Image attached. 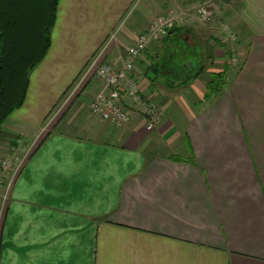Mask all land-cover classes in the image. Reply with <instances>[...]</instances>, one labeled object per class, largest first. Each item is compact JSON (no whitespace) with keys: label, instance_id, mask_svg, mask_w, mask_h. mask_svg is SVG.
<instances>
[{"label":"crops","instance_id":"crops-1","mask_svg":"<svg viewBox=\"0 0 264 264\" xmlns=\"http://www.w3.org/2000/svg\"><path fill=\"white\" fill-rule=\"evenodd\" d=\"M199 1H57L50 48L29 76L33 94L27 89L0 134L39 140L5 201L0 189V264H264V0H218L238 36V66L215 94L200 68L211 64L207 47L185 26ZM177 5L188 17L159 52L184 31L201 53L199 70L189 88L151 92L155 129L145 130L125 98L131 114L120 127L84 114L39 134L131 9L107 61L152 15ZM146 55L150 65L165 60ZM82 86L88 103L96 86Z\"/></svg>","mask_w":264,"mask_h":264},{"label":"rangeland","instance_id":"rangeland-1","mask_svg":"<svg viewBox=\"0 0 264 264\" xmlns=\"http://www.w3.org/2000/svg\"><path fill=\"white\" fill-rule=\"evenodd\" d=\"M203 2H204L203 6H208V10H209L208 14L211 13V15H210L211 18L206 23L198 22V19L196 17V11H195V9L196 8L198 9L199 5L202 4ZM195 3H196L195 6L192 7V9H193V11H192L193 21L191 22V26L190 25H185V26H187V28L193 27V31H194L193 36L196 38V40H198L200 42L201 45L207 47L208 59H212L211 64H209V62H208V63L203 64L200 67L201 73L204 76H206V77L209 76L210 79H213V77L215 75L223 74L226 71H228V68H230L231 71H234V69H236L238 66V61L236 60L237 59L236 58V56H237L236 51H237V45H238V42H237L238 36L232 30L229 23L225 21V16L223 15L224 11H225L224 7H222L221 3L218 0H201V1L195 2ZM177 7H178V5H177ZM136 10L137 9H135V8L131 9L127 13V15L124 16L119 21L117 26L114 28L113 32L111 34H109V37H110L109 40L105 43V45L103 47H101L99 50H97L94 53L95 56L93 58H90L88 63L85 64V66L82 69V72L80 74V77L78 78V80L76 81L74 86L71 88V90L69 92H67L68 95H66L64 100H62L61 104L59 105L60 107H58L57 110L53 111L52 114L48 117V119L46 121L47 125H45L46 128L42 129L39 133L41 136H43L44 131H47V129H49V127L52 126L51 123H54L57 119L58 120H66V121L69 120L71 122H77L83 117L84 114H86L88 117L91 118L92 114H90V112L88 111L89 104L93 99H95L96 97L101 95L102 87L100 86V84H98L96 82V80L93 76H92L93 79L88 80V78H92V77H89V76L83 77V75L86 74L91 63L96 58L99 57L97 60V63L98 62L104 63L107 61V58H104V56H105L104 54H106L108 52L107 48L115 42L118 35L123 33L124 29H126L130 23L132 24L133 18H135V11ZM168 10H170V9H168ZM155 15L156 14L152 15L151 18L155 17ZM148 20H150V19H148ZM184 23L179 25L178 28L183 27ZM167 37H168V35L157 43H152L150 45L148 44V46L146 47L147 49L138 58L136 64L134 65V70H133L134 73L133 74L138 77V78H136V77L135 78L139 81V84H140L139 87H141V90H143L144 92H146L149 95L153 91L154 94L158 95V97H161L165 94L164 88H167V89L168 88H171V89L180 88V91H181L186 86H188V88H189L191 86V82H194L193 77H194V74L196 72V68L189 70L188 73L185 75L183 81H180L178 78L177 79H172V78L170 79L171 82L169 81V83L170 84L178 83L179 84V86H177L178 88L169 87V85L166 86L165 85V79L162 77V75H160L158 73H156L157 76H156V74L152 73V75L155 77L151 82H149L150 85L148 86L146 74H147V72H152L149 69L151 66H154V65H152V63L150 65L148 63V60L145 59V56L147 57V55H146L147 52H150V54L152 55L151 56L152 59H159L160 57L165 56V61L167 59L172 60L171 55L174 53V51L177 52V54H174V56H173L174 61L172 62L173 64L171 63L170 66H173L175 64L182 63V62L187 63L189 60L193 61L194 59H195L194 62L195 63L197 62L196 58L193 56L194 54H192L193 51L190 50V48L186 47L183 44V41H179L178 39L171 42L170 47L168 49H166L163 52H159V48H161V44H163V41L165 39H167ZM227 50H229V51H227ZM118 54H119V56L123 55V49H121V48L117 49L115 51V53H113V55L111 56L112 59H115V58L118 59V57H117ZM162 62L163 61H159V64ZM40 67L41 66L39 64L31 72V75L32 74L33 75L32 76L30 75V78H34L35 74L40 70ZM133 74H132V76H133ZM81 77L83 79L82 85L85 82L89 81V82H93L96 86L97 91L94 95H92V99L89 100L88 103H85L83 101V99H81L83 97L87 98V95L84 94V92H83L84 91L83 86L81 84L77 85L79 83V81H80L79 79ZM32 80L33 79L30 80V85L28 87L29 93L31 95L33 94V91L35 89V87L32 83L33 82ZM185 80H187V81H185ZM174 91L176 92L177 90H174ZM130 104H131V102H130ZM129 109L131 110L130 106H129ZM160 120H161V118H160ZM160 120H159V122H160ZM143 121H144V125H145V120L143 119ZM157 125L158 124H156V126ZM16 137H19V135H16L13 133H11V134L2 133V136H0V146L3 147L4 151H5V153H4L0 149V159L7 158L10 160V167H9V171L7 172L8 173L7 176H10L11 172L16 167L15 164L18 161H15V158H19V159L22 158L24 153L26 151H28L27 155L23 158V159H26L27 156L33 150L35 144L39 142L38 137H35L29 143L20 142V145H17L15 140H17L18 138H16ZM11 138H13V139H11ZM9 141L10 142L12 141L13 144H11ZM20 148H23L24 151H21ZM6 150H7V152H6ZM19 166H20V164L18 165L17 169H19ZM1 184H2V182H0V189H3L2 190V193H3L2 197H3L4 192L6 194V191L4 189V185L6 183H3L2 185ZM2 197H1V199H2Z\"/></svg>","mask_w":264,"mask_h":264},{"label":"built area","instance_id":"built-area-1","mask_svg":"<svg viewBox=\"0 0 264 264\" xmlns=\"http://www.w3.org/2000/svg\"><path fill=\"white\" fill-rule=\"evenodd\" d=\"M203 5L204 2L200 4L199 8H196L195 11L198 22L206 23L210 20L211 13L208 14V6ZM187 15V11L181 7L156 14L155 17L145 22L141 31L126 47L122 56L104 63H97L98 57L91 63L83 77L93 76L96 82L102 87L101 95L93 99L89 104L88 111L93 117L108 122L116 127L122 126L123 123L128 121L131 114L129 106L124 102L126 98L145 120V130L150 132L155 128L161 118V112L159 108L151 102L149 94L141 90L139 81L132 76V72L134 70V65L147 49L146 47L148 44L150 45L161 41L171 30L185 22V19L188 17ZM79 80L77 85L83 82L82 78ZM15 141L17 145L23 142L19 139ZM20 149L24 151L23 148ZM27 153L28 151H26L20 159L15 158V161L18 162H16V167L11 172L10 176H7L10 160L7 158L0 159V182H2V184L6 183L4 185L6 191V194L4 192V201L6 200L10 188L17 179L23 164L31 154L30 153L26 159H23ZM19 164V169H17Z\"/></svg>","mask_w":264,"mask_h":264},{"label":"trees","instance_id":"trees-1","mask_svg":"<svg viewBox=\"0 0 264 264\" xmlns=\"http://www.w3.org/2000/svg\"><path fill=\"white\" fill-rule=\"evenodd\" d=\"M57 1L0 0V134L4 123L23 105L29 76L50 48ZM156 69L157 64L149 70L156 74ZM226 74L213 77L207 85L209 93L215 94L224 85Z\"/></svg>","mask_w":264,"mask_h":264},{"label":"flooded vegetation","instance_id":"flooded-vegetation-1","mask_svg":"<svg viewBox=\"0 0 264 264\" xmlns=\"http://www.w3.org/2000/svg\"><path fill=\"white\" fill-rule=\"evenodd\" d=\"M183 33H184V31L182 32L181 37L179 35H177L178 36L177 39L179 41H183V44L186 47L189 46L188 48H190V45L192 46L190 48V50L193 51L192 54H194L193 56L196 58L197 62L195 63L194 62L195 59H194L193 61L192 60H189L187 63L182 62V63L175 64L173 66H170L171 63L174 61L173 60L174 54H177V52L174 51V53L171 55L172 56V60H169V59H167L166 61L163 60L162 63L157 64V69H156L157 70L156 73L162 75V77L165 80H167L168 82L169 81L171 82V80H170L171 78L172 79H177L178 78L180 81H183L184 80V77L188 73V71L191 70V69L197 68L199 66V64H200L199 60L201 58V53H200V51L198 49L195 48L197 46L196 43L193 44L192 43V40H191V42L189 44L185 43L184 42L185 37H184ZM177 36H175V37H177ZM156 76H157V74H156Z\"/></svg>","mask_w":264,"mask_h":264},{"label":"water","instance_id":"water-1","mask_svg":"<svg viewBox=\"0 0 264 264\" xmlns=\"http://www.w3.org/2000/svg\"><path fill=\"white\" fill-rule=\"evenodd\" d=\"M147 77L154 79L155 76H153L151 72H148ZM185 81H187V80H185ZM175 84H178V83H175Z\"/></svg>","mask_w":264,"mask_h":264}]
</instances>
